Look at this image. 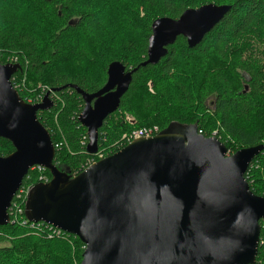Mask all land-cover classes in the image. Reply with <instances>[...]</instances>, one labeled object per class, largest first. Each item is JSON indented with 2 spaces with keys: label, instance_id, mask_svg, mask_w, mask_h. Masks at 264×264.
Wrapping results in <instances>:
<instances>
[{
  "label": "trees",
  "instance_id": "trees-1",
  "mask_svg": "<svg viewBox=\"0 0 264 264\" xmlns=\"http://www.w3.org/2000/svg\"><path fill=\"white\" fill-rule=\"evenodd\" d=\"M208 3L231 9L195 47L180 35L158 63L143 64L156 19H177L187 9ZM10 13L22 15L20 19L41 17L50 37L41 41L35 32L14 27L17 22L7 24ZM132 34L136 40L127 39ZM259 53L264 55V0H0V62L15 60L20 65L11 79L20 84L23 99L40 92L54 98L52 107L37 115L56 146L54 163L71 177L98 160V153L87 151V128L78 119L85 101L74 86L97 92L113 61L136 70L119 109L99 130V151L110 155L126 145L123 134L149 126L161 131L173 121L198 122L199 132L216 135L228 150L264 144V63ZM125 115L134 116L135 123ZM14 150L10 140L0 137V155ZM42 174L51 180L49 169L30 168L13 203H19L21 189L40 182ZM245 176L253 192L264 196V149ZM21 196L24 207L25 193ZM20 222L0 225V242L11 245L0 249V264H9V252L22 256L15 259L19 264H28L26 256L33 264L81 263L86 245L79 237L52 235L44 221L42 229ZM260 224L254 264H264V220ZM29 231L44 234L36 237ZM71 238L79 249L76 262L75 252L60 246Z\"/></svg>",
  "mask_w": 264,
  "mask_h": 264
},
{
  "label": "water",
  "instance_id": "water-1",
  "mask_svg": "<svg viewBox=\"0 0 264 264\" xmlns=\"http://www.w3.org/2000/svg\"><path fill=\"white\" fill-rule=\"evenodd\" d=\"M230 9L208 3L177 19H156L143 64L158 63L180 35L195 47ZM19 68L0 62V137L15 148L0 155V225L10 222L12 200L29 169L42 166L52 178L32 187L26 215L79 237L86 245L80 264L256 262L264 196L253 192L245 174L264 144L227 155V146L199 132L198 122L173 121L71 177L54 163L52 137L37 115L52 107L50 94L26 102L11 81ZM135 70L113 61L97 92L74 86L85 101L78 119L87 128L89 153L98 151L99 130L119 109Z\"/></svg>",
  "mask_w": 264,
  "mask_h": 264
},
{
  "label": "rangeland",
  "instance_id": "rangeland-1",
  "mask_svg": "<svg viewBox=\"0 0 264 264\" xmlns=\"http://www.w3.org/2000/svg\"><path fill=\"white\" fill-rule=\"evenodd\" d=\"M28 13H30V11H28ZM22 17V15H18V14H12V13H10V17H8V20H7V24H13V23H15V22H17L15 25H14V27H16V28H22V29H27V30H31V31H33V32H35L36 34H38V36H39V38L41 39V41H45V40H47L49 37H50V35H51V33H50V30H49V28H48V23L47 22H44V20L41 18V17H39V16H34V17H28L27 16V19H25V18H22V19H20ZM20 19V20H19ZM19 20V21H18ZM47 25V26H46ZM12 27H13V25H12ZM127 39H132V40H136L137 39V36L135 35V34H132V35H128L127 36ZM258 53V52H257ZM257 56H263L262 57V62L264 63V55H261V53H259ZM9 64H16V63H13V62H8ZM245 89H248V86H245ZM126 117H131V118H133L134 119V116H131V115H125ZM124 116V119H126V117ZM133 123H135V119H134V122ZM138 129V128H137ZM215 134H216V132H215ZM239 150V149H238ZM237 151V150H236ZM236 151H233V150H228V152H227V155H232L233 153H235ZM66 172V171H65ZM75 177V176H74ZM248 180V179H247ZM249 182V181H248ZM39 183H48V182H37V183H35V184H32L29 188H27V190H26V197H25V199H24V207H22V203H19L18 204V208L19 209H21V207L24 209V214L26 215V203H27V200H28V197H29V193H30V191H31V189H32V187L33 186H35V185H37V184H39ZM250 184V183H249ZM18 199L20 200V202H21V200H22V197L20 196H18ZM26 217H27V215H26ZM28 218V217H27ZM31 221V220H30ZM31 222H34V221H31ZM33 228V227H32ZM36 230V229H35ZM31 234H32V236H38V235H41V234H44V233H42V232H40L39 233V231H33V232H31V231H29ZM63 232H66V231H64L63 230ZM68 233V232H67ZM259 245H260V243H259ZM60 246L66 251V250H71V252H75L74 254H73V258H74V262H76V260L78 259V257H79V254H78V252H79V249H78V246H77V244L72 240V238H71V240H70V242H68L67 240H64V241H62L61 243H60ZM6 247H11V245H10V242L9 241H7V242H0V249H2V248H6ZM16 253H14V252H9V254H7V255H10V256H7L6 255V257H7V263H9V264H12V263H15V264H19L20 262H17L15 259H19V260H21V258L20 257H22L21 255H15ZM20 256V257H19ZM30 258V256H26L25 257V259H26V261L28 262V264H33V263H31V260L29 259Z\"/></svg>",
  "mask_w": 264,
  "mask_h": 264
},
{
  "label": "built area",
  "instance_id": "built-area-1",
  "mask_svg": "<svg viewBox=\"0 0 264 264\" xmlns=\"http://www.w3.org/2000/svg\"><path fill=\"white\" fill-rule=\"evenodd\" d=\"M15 61V60H14ZM14 61H12L13 63H15ZM12 81V79H11ZM15 84V88L19 91L20 89V84L14 83ZM43 91L46 89L45 87H42ZM45 95L43 94V92L36 94V96L33 97H29L28 99H24L26 102L31 103V104H37L40 103L44 100ZM52 102L54 101V98H51ZM127 120L131 123L134 122V119L131 117H127ZM160 132V128L157 126H149V127H142V128H138V129H134L130 132H127L125 134H123L122 139L125 142L124 144H128L136 139L139 138H150L155 136L156 134H158ZM55 146V145H54ZM125 146V145H124ZM123 146V147H124ZM56 147V146H55ZM121 149V148H120ZM96 153H98V160H92L91 162H89V164L85 167L88 168L89 166L93 165L94 163H96L97 161H99L100 159H103L104 157L108 156L106 153H103L102 151H97ZM94 153V154H96ZM38 168L39 170L44 169L45 167L42 166H34L33 168ZM84 169V170H85ZM76 176V175H75ZM50 180L48 178H46V176L44 174H42L40 176V182H49ZM20 190V189H19ZM27 190V189H26ZM26 190L25 189H21L20 191V195H18L19 197L25 193V197H26ZM22 197V196H21ZM20 203V202H19ZM19 203H13L11 204V207L9 209V216H10V222H20L21 225H29L31 227H37V228H43L44 225H42L40 222H31L30 220H28L27 217L23 216L24 214V209L21 207V209L18 208V204ZM50 226H46V229L48 230V232H50L52 235H60L63 233V230L49 224Z\"/></svg>",
  "mask_w": 264,
  "mask_h": 264
}]
</instances>
